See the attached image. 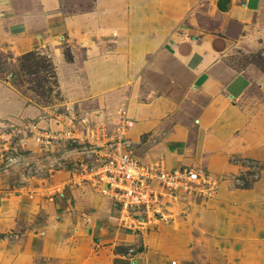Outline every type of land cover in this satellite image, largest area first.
<instances>
[{
    "label": "rangeland",
    "instance_id": "374dc122",
    "mask_svg": "<svg viewBox=\"0 0 264 264\" xmlns=\"http://www.w3.org/2000/svg\"><path fill=\"white\" fill-rule=\"evenodd\" d=\"M99 1L104 7L98 0H58L55 9L44 11L39 0H17L16 16L0 12V30L10 36L0 41V262L9 259L11 246L24 248L29 231L44 226L48 218L70 222L81 209L89 212L93 202L108 209L107 202L113 201L95 191L88 179L94 155L83 135L101 128L112 135L125 116L133 122L126 135L132 156L144 165L198 171L201 183L163 198L167 219L158 227L143 232L122 227L132 237L130 245L116 251L149 255L153 251L147 246L161 248L170 233L185 231L193 255L188 264H251L238 256L241 242L252 240L259 249L256 264H264V235L243 237L240 228L252 225V214L255 224L264 227V154L255 155L253 145L264 139L257 126L260 122L264 132V1L245 28L225 20L213 0H194L188 17L180 20L169 0H120V13L111 19L107 0ZM177 21L192 37H208L216 52H196L192 62H221L214 81L205 84L211 92L203 95L192 83L174 86L131 66L127 81L100 97L92 94L94 83L83 72L84 62H167L162 38ZM155 45L154 53L149 52ZM67 51L76 66L66 65L71 63ZM30 52L53 63L59 97L43 98L29 89L23 76L12 77L20 74V58ZM228 70L231 77L219 84ZM238 75L246 83L233 97L230 83ZM160 102L169 104L167 111L156 117L139 115ZM225 103L243 121L234 128L228 119L220 136L217 122ZM205 111L211 123L204 136L197 128ZM70 130L83 138L70 139ZM178 158L187 164L173 165ZM252 191L258 209L240 211L251 201ZM25 203L32 206V216L27 219V212L20 211L17 221Z\"/></svg>",
    "mask_w": 264,
    "mask_h": 264
},
{
    "label": "crops",
    "instance_id": "0c3cea01",
    "mask_svg": "<svg viewBox=\"0 0 264 264\" xmlns=\"http://www.w3.org/2000/svg\"><path fill=\"white\" fill-rule=\"evenodd\" d=\"M16 1L17 0H0V12L6 10L7 14L11 13L16 16L17 12L14 7V2ZM39 1L42 3L44 11L55 9V5L58 2V0ZM213 1L216 9L223 15L225 20L235 22L245 28L247 24L250 23V20L261 10L264 0ZM53 2L56 4L53 5ZM183 2L184 0H169V3L172 4V13L176 17V20L188 17L190 12L188 5L193 4L194 0H186L185 2L187 5H184ZM99 3L100 1L98 0V6ZM100 6L103 5L100 3ZM105 6L108 9V18H115V15H119L120 13L121 1L107 0ZM54 16L59 17L60 14L57 13ZM10 17L12 18L13 16ZM178 22L179 21H177V23ZM16 31L18 32V30ZM8 37L10 38V36ZM8 37L0 30V41H6ZM160 38H162V36H160ZM162 39L165 44L164 55L170 57L167 62H84L85 70L83 72L89 77V81L94 83L92 94L96 97H100L105 90L110 89L114 84L127 81L128 70L131 66H134V68L138 67L141 71H145L146 73L152 72L155 76H162L165 82L174 84V86L192 83L193 85L196 84L195 89L202 94L204 93L207 95V92H211L212 88H209L208 85V88H206L205 84L214 81L215 75L219 67H221V62H192V58L195 57L196 52L200 54H210L212 51L215 52L213 46L210 45L211 42L209 38L204 37L197 39V37H192L188 31H183L181 29L179 22L176 28L167 30ZM199 39V46H195L196 41ZM160 41L162 40L160 39ZM146 47L149 48L148 46ZM146 47H140V52L144 50L148 52ZM155 48H157L156 45L154 48L150 47L149 52L154 53L153 49ZM66 65L76 66L77 62H71ZM80 67H82V65ZM57 70H59L58 67ZM58 75L61 83V71H58ZM231 75V70L226 71L220 77L218 75L219 84L226 81L225 78L231 77ZM263 78L264 77L261 79ZM245 83V78L243 76L238 75L234 77L233 81L230 83L233 97L244 87ZM168 106L169 104L167 103H156L149 109L141 111L139 115L144 117L142 114L150 113L152 117H156L167 111ZM223 106H226L224 109L225 111H223L222 119H219L217 122L220 136L225 134V124H227L226 121L228 119V123L234 128H237L243 121L242 117L238 116L237 112L234 111L233 106L227 107L226 103ZM210 123L211 116L205 111L199 120L201 126L197 129L205 136V127ZM259 123L257 124V126L259 125L258 135L261 137L264 136V132ZM253 143V145L256 146V150L254 151L255 155L259 154L258 157L262 158L264 154V139L258 138L254 140ZM178 164L182 166L187 164V161L178 158L176 164L173 165ZM176 167L178 168L179 166ZM73 195L79 194L74 193ZM250 195L251 201L246 202L245 206L241 205L239 208L240 211H245L246 213L247 209H258L257 194L252 191ZM107 203H109V210L105 209V205L96 208V204H100L99 202H93L89 212L83 210L84 208H80L81 212H79L75 218L71 219L70 222L64 219L52 221L48 218L44 226L40 228L35 226L33 231H29L27 244L24 248L19 249L18 246H11L9 259L1 260L0 264H188L191 261L193 255L189 245L185 244L188 238V234L185 231L170 233V238H165L166 242H164L165 244H163L161 248L160 246H156L151 250L150 248L152 246H147L149 252L153 251L149 253L150 256L148 254L132 255L116 251V247L130 245L128 243L132 236L127 230L119 226L117 206L113 202ZM25 204V206L22 205L17 211V221H19L20 211L27 212V219L32 216L31 213H29L32 210V206L29 205V203ZM252 215V225L248 228V226L243 227L241 224L242 227L240 228L243 237L250 236L255 240L260 234L264 235V227L259 226L258 223L255 224L256 220ZM223 223L224 221L221 222L220 232H224ZM144 239L146 240V238ZM241 243L242 251L239 252L240 256H238V258L241 260L249 259L247 263L256 264L259 258V249H257L258 244L253 240L250 243L249 241H242ZM261 249L262 254H264V244L261 245Z\"/></svg>",
    "mask_w": 264,
    "mask_h": 264
},
{
    "label": "built area",
    "instance_id": "2783aa9c",
    "mask_svg": "<svg viewBox=\"0 0 264 264\" xmlns=\"http://www.w3.org/2000/svg\"><path fill=\"white\" fill-rule=\"evenodd\" d=\"M133 122L123 116L114 134L104 128L84 134L94 162L88 179L99 194L117 206L119 226L134 231H148L166 221L162 200L179 190H191L201 183L198 171L140 163L128 150L126 135ZM74 141L82 139L68 131Z\"/></svg>",
    "mask_w": 264,
    "mask_h": 264
},
{
    "label": "trees",
    "instance_id": "16d2710c",
    "mask_svg": "<svg viewBox=\"0 0 264 264\" xmlns=\"http://www.w3.org/2000/svg\"><path fill=\"white\" fill-rule=\"evenodd\" d=\"M68 61H72L70 52H66ZM19 73L12 77H24L30 85V90L34 91L43 98L59 97L57 75L51 60L38 53H27L20 58ZM15 81H17L15 79ZM24 81V80H23Z\"/></svg>",
    "mask_w": 264,
    "mask_h": 264
}]
</instances>
